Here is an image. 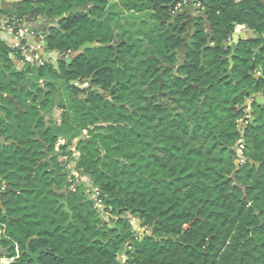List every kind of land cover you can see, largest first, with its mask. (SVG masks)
Segmentation results:
<instances>
[{"label": "trees", "instance_id": "16d2710c", "mask_svg": "<svg viewBox=\"0 0 264 264\" xmlns=\"http://www.w3.org/2000/svg\"><path fill=\"white\" fill-rule=\"evenodd\" d=\"M117 1L127 11L158 14L174 2ZM207 1L216 47L201 59L208 43L202 31L175 76L155 65L157 58L176 63L170 53L182 41L149 36V53L131 42L114 47L121 21L106 12L107 0H21L4 12L20 22L56 20L46 50L75 54L71 64L28 63L19 72L10 60L16 51L0 41V230L20 248L16 264H33L27 252L39 250L40 264H122L123 250V264H264V107L253 100L255 122L243 133L244 112H237L250 95L264 93V79L250 83L251 65L243 61L238 85L220 80L226 64L219 49L238 25L264 36V2ZM73 5L87 6L88 15L59 21ZM86 43L99 46L81 52ZM160 72L165 101L152 96ZM93 75L95 90L82 99L73 82ZM54 107L63 110L62 123L46 125L41 113ZM84 132L77 168L117 217L113 227L83 190L66 188L58 151ZM237 146L245 158L239 166L238 154L228 151ZM128 214L150 234L136 232Z\"/></svg>", "mask_w": 264, "mask_h": 264}, {"label": "flooded vegetation", "instance_id": "af4514ba", "mask_svg": "<svg viewBox=\"0 0 264 264\" xmlns=\"http://www.w3.org/2000/svg\"><path fill=\"white\" fill-rule=\"evenodd\" d=\"M113 0H107V10L106 12H113L110 9V3ZM115 2L119 3L122 12H125L127 14H133L135 16H140L141 18L137 21V24L140 26L138 33H143L142 31V25H145L149 30L152 28L161 29L159 32H157V37L166 34L168 38H177L182 41L181 48L179 50H174L172 53H170V56L175 57L176 63H165L162 58H157L159 64L155 65L156 69H160L162 71L170 70L171 74L175 76L177 70L179 67L184 66L187 62V55L189 53V48H193V46L196 43V39L198 36H200L201 32L203 31L204 34L208 38V43L203 46L205 48L208 45H211L208 47L205 52L209 49H213L216 47V44L213 42L214 35H213V26L211 24L210 18L212 17V10L213 5H209V2L207 0H174V5L170 8L161 12L157 13L156 11H144V12H134V11H127L123 9L120 2L117 0H114ZM186 1V3L180 8V10L174 11L173 8L181 3ZM264 2V0H262ZM222 4V3H221ZM77 6V5H73ZM81 9V13L75 15H88L87 6L79 7ZM73 8V7H72ZM84 9V11L82 10ZM115 13V12H114ZM121 14L119 13V20L121 19ZM158 14V15H157ZM180 14H183V16H180ZM199 14H205L208 22L211 24V30H209L207 24L205 21L200 20L197 18ZM158 17H161L160 19ZM91 21H98V22H104L106 18L104 19H98L93 20L90 17ZM43 20H47L42 18ZM122 20V19H121ZM120 20V21H121ZM123 22V20H122ZM244 30V31H242ZM242 31V32H241ZM146 36L148 38L150 35L143 34V36ZM122 43H129V41H124ZM202 48V49H203ZM202 49H201V59L204 60V56H202ZM220 49V60L222 63H225L226 66L224 68L225 73H223L220 77V80H225L226 82H233L234 85H238L239 80L238 77H236V67L239 63H242L243 61H247V63H250L251 66H248L251 71L248 72L249 76V82L250 83H259L262 79H264V36H259L254 31L249 29L247 26L244 25H238L235 27L234 31L231 33V35L226 39L223 40L219 44ZM183 54V55H182ZM182 55V61L179 60V57ZM75 57V54H74ZM156 57L152 56L151 59H155ZM149 59V58H148ZM232 59V63L230 61ZM94 77V75H93ZM163 79L162 87H161V79ZM156 80H159L158 84V91L156 93H153L152 96L156 97L158 100H162L163 97H166L167 92L163 91V84H164V78L160 73H158L155 76ZM90 78V82H91ZM161 87V90H160ZM248 94H250V91H248ZM251 99L246 98V102L244 105L240 108H237V112H246L247 109L252 107L253 100L255 102L259 98L264 99V93L260 92L258 94L250 95ZM249 103V105L246 107L245 104ZM261 107H264L263 104L260 105ZM254 111V110H253ZM253 119L255 121V117H251L250 123L253 122ZM245 123L244 119H241L239 121V126L241 123ZM248 122V121H247ZM233 151V150H232ZM1 187V186H0ZM6 187V185L3 186V188ZM0 196L3 193V190H0ZM1 205V204H0ZM4 213V212H3ZM5 214V213H4ZM6 244V243H5ZM16 244V243H15ZM9 248L8 253L9 256L12 254L10 246H7ZM6 248V247H5ZM7 248V249H8ZM18 257H12L13 259L11 262L14 264L19 261L21 256V251H19ZM28 254V253H27Z\"/></svg>", "mask_w": 264, "mask_h": 264}, {"label": "rangeland", "instance_id": "374dc122", "mask_svg": "<svg viewBox=\"0 0 264 264\" xmlns=\"http://www.w3.org/2000/svg\"><path fill=\"white\" fill-rule=\"evenodd\" d=\"M14 2H19L21 0H13ZM11 6V5H10ZM110 9L115 12V13H122L121 14V22L119 24V26H115L117 27V29L114 31L115 34V40L112 43V45L114 47H118V45L124 41H129L131 43H135L139 46H141L142 51H145L147 53H149V51L151 50V45L148 42V39L146 38V36L143 34H148L152 37H157V32H159L161 29H156V28H152V29H148L145 25H142V31L143 33H138L139 32V28L140 27L137 24V21L141 18L139 16H135L133 14H127L125 12H122L121 7L119 5V3L115 2L114 0L110 3ZM13 8H11L10 10H8V12H12ZM12 16V14H11ZM31 18V17H30ZM28 18V19H24L23 23H24V38H26L27 36H29L28 41H21L25 47V51H21L18 52L16 49L14 51V53H12L10 55V60L13 62V64L15 65V68L17 69V71L22 72L25 68V65H27L28 63L31 64L32 66H42L43 64L49 63L51 65H53L55 68H58V62L60 60H64L67 61L68 60H73L72 58L74 57V53L71 51L62 53L58 55V58H55L54 60H46L47 62L43 61V54L42 52L46 51L44 50V43H45V39H46V31H48L51 27H56L57 26V21L56 20H42V18ZM44 21H48L47 23ZM38 22H44L41 27L42 28H46L45 30H39L38 32L33 31L32 28H34V26H36L38 24ZM20 30H17V32H19ZM32 31V32H31ZM244 31V30H242ZM241 31V32H242ZM40 35L41 39L39 40L40 43L38 41H34L32 40V38L36 35ZM35 35V36H32ZM3 37V34L0 33V38ZM23 40V39H22ZM1 41V40H0ZM42 46V48H39V46ZM50 52V51H47ZM71 52V53H69ZM32 53V54H31ZM20 54V55H19ZM19 55V56H18ZM36 55H42V57L37 58ZM183 55V54H182ZM182 55L181 57H179V60L182 61ZM144 59L143 57H140L139 60ZM68 64V63H67ZM160 74L162 75V72H160ZM74 85H76L77 87L81 88L82 90H84V93L82 94L81 98L85 99L87 94L90 93V91L95 90L94 88H91L90 86V80H85L82 83H78V82H73ZM40 86L42 88H44V81H41ZM98 90H96L97 92ZM99 93H101L100 91H98ZM102 94V93H101ZM57 98H59V94L57 95ZM166 98H162V101H165ZM43 121L46 125H51V126H59L62 123V117H63V110L58 108V107H54L50 113H45L42 112L41 113ZM254 116V111L249 108L247 109V111L243 114V119L245 120V123H241L239 126V130L241 131V133H243V131L247 128L248 123L251 120V117ZM248 121V122H247ZM255 122V121H253ZM252 122V123H253ZM88 139V135L87 132H84L83 135L74 140V142L72 143V145L65 151L59 150V153L64 154L63 156H61L60 158V162H65L66 164V182H67V187L69 192H71L72 194H74L75 192H77V190H83L84 193L86 194V196L89 198V200L93 201L96 204V209L98 210L99 214H100V218L106 222L108 224V226L113 227L114 226V221L115 219H117V217L109 214L103 205L98 204L97 203V198H98V193H97V189L94 186V184L92 183V181L90 180V178H88L85 174H82L77 166L79 165V162L81 160V156H82V151H81V145L80 143L84 140ZM61 143H64L62 140H60ZM239 146L235 147L238 148ZM57 149H59V147L57 146ZM242 150L243 147H239L238 151L236 152L237 155V161H236V165L239 166L241 164H244L245 162V158L242 156ZM253 162V161H252ZM258 167L260 166L259 163L256 164ZM4 188L0 187V190H3ZM127 218L129 219V221L132 223V226L134 227V230L140 234L143 235V233L147 232V234H150V230L148 228L142 229L141 227V222L139 219H136L134 216L128 214ZM149 232V233H148ZM119 260L120 262L123 264V262H125V251L123 250L120 254H119Z\"/></svg>", "mask_w": 264, "mask_h": 264}, {"label": "water", "instance_id": "95a60500", "mask_svg": "<svg viewBox=\"0 0 264 264\" xmlns=\"http://www.w3.org/2000/svg\"><path fill=\"white\" fill-rule=\"evenodd\" d=\"M174 3H175V2H173V3L171 4V7L174 5ZM82 10L84 11V9H82ZM81 12H82L81 9H79L77 6H73V8H72L69 12L65 13L62 17L59 18V21H63V20H65V19H68V18H70L71 16H75V15L81 13ZM180 16H183V14H180ZM197 18L200 19V20L205 21L206 24H207V26H208V28H209V30H211V28H212V27H211V24L208 22V19H207V17H206L205 14H199V15L197 16ZM92 19H93V20H97L96 18H92ZM42 20H43V19H42ZM45 45L47 46V44H45ZM98 46H99L98 44H90V43H86V44H84V45L80 48V51H81V52H84L86 49L94 48V47H98ZM210 46H211V45H208V46H206L205 48L202 49V56H204L205 50H206L208 47H210ZM72 61H73V60L70 59V60L67 61V63H68V64H71ZM230 61H231V63H232V59H230ZM91 79H93V76L91 77ZM160 79H161V87H162L163 79H162L161 77H160ZM161 87H160V90H161ZM263 102H264V99H263V98H259V99H257V101H256V103H257L258 105L263 104ZM248 105H249V103H246V104H245L246 107H247ZM253 121H254V119H253ZM232 150L236 153V152L238 151V148H234V149H232ZM232 150H231V149H228V151H232ZM251 164L254 165L255 163L251 161ZM0 193H1V192H0ZM0 207L2 208L1 205H0ZM3 238H4V231H0V258H1V261H2V259H4V257H8V255H9L8 250H7V249H4L3 246H2V240H3ZM27 253H28V256H29L30 260L33 261V264H40V263H39V258H40V256H41V254L44 253V250H39V251L36 252V253H32V252L28 251ZM3 264H14V263L11 262V261H8L7 263H3Z\"/></svg>", "mask_w": 264, "mask_h": 264}, {"label": "crops", "instance_id": "0c3cea01", "mask_svg": "<svg viewBox=\"0 0 264 264\" xmlns=\"http://www.w3.org/2000/svg\"><path fill=\"white\" fill-rule=\"evenodd\" d=\"M19 2H14L13 0H0V16H7V15H10V14H4V12L10 10L11 8L15 7L16 5H18ZM11 5V6H10ZM44 22H48V21H44ZM43 22V23H44ZM42 22H38V24L36 26H34V28H32L33 31H36L38 32L39 30H45L46 28H42V25H44ZM32 32V31H31ZM1 33V31H0ZM3 34V37L0 38V40L2 42H4L6 44V46L9 45L10 42H13V39L11 38L12 36L10 35V33H1ZM32 36H35V35H32ZM41 37L40 35H36L35 38L33 37L32 40L34 41H38L40 43V40ZM26 42V41H25ZM46 43H44V50H46ZM9 47V46H8ZM10 48V47H9ZM11 49V48H10ZM13 50V49H12ZM48 50H46L45 52L43 51L42 54H43V61L47 62L48 60H54L55 58H58V55L59 53H56V52H47ZM21 52V51H19ZM37 58H40L42 57V55H36ZM47 60V61H46ZM0 210H1V207H0ZM0 231H4V238L2 240V246L4 249H7L8 247L7 246H10L11 248V251H12V254L8 257H4V259H2L1 261V258H0V264H3V263H7L8 261H11L14 257H16V255L14 256V254L16 253L15 251V244H8L5 242V240L7 239L5 237V230H0ZM7 240H10V239H7ZM6 243V244H5ZM17 245V244H16ZM6 247V248H5ZM19 247V246H18ZM20 249V248H19ZM9 250V248L7 249ZM20 251V250H19ZM13 257V258H12Z\"/></svg>", "mask_w": 264, "mask_h": 264}, {"label": "built area", "instance_id": "2783aa9c", "mask_svg": "<svg viewBox=\"0 0 264 264\" xmlns=\"http://www.w3.org/2000/svg\"><path fill=\"white\" fill-rule=\"evenodd\" d=\"M186 3V1L181 2L179 4H177L173 10L177 11L180 10V8ZM24 23L20 22L19 20H17L13 15H7V16H0V31L1 33H10V35L12 36L11 38L13 39V42L9 43V47L13 50H17L19 51H25V47L23 45V43L21 41H28L29 36H27L26 38H24ZM17 30H20L19 32H17ZM23 39V40H22ZM39 48H42V46L40 45ZM71 53V52H69ZM32 54V53H31ZM97 203L102 205V201L99 199V196L97 198ZM19 247L18 245L15 244V251H16V257L19 256ZM126 257H125V261H126Z\"/></svg>", "mask_w": 264, "mask_h": 264}]
</instances>
